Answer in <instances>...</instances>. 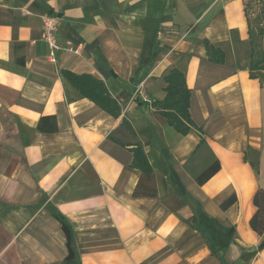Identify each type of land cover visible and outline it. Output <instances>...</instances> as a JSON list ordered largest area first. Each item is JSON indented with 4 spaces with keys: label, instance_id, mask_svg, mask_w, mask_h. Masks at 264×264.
Masks as SVG:
<instances>
[{
    "label": "crops",
    "instance_id": "1",
    "mask_svg": "<svg viewBox=\"0 0 264 264\" xmlns=\"http://www.w3.org/2000/svg\"><path fill=\"white\" fill-rule=\"evenodd\" d=\"M254 2L264 4L0 0V264H70L55 212L72 229L80 264H216L194 201L235 230L220 250L226 264H264V247L248 252L260 240L249 225L252 197L264 186V84L249 76L245 11ZM49 12L59 16L55 61L42 38ZM204 39L223 53L221 63L209 59ZM172 68L190 89L195 127L186 134L150 104L165 96ZM60 70L101 80L120 115L80 94ZM122 117L135 137L116 136L143 145L155 196L133 195L145 180L130 167L129 145L109 137ZM248 147L261 151L259 179L243 159ZM215 161L219 170L198 184ZM232 194L236 201L222 209ZM169 197L185 203L167 206Z\"/></svg>",
    "mask_w": 264,
    "mask_h": 264
},
{
    "label": "trees",
    "instance_id": "2",
    "mask_svg": "<svg viewBox=\"0 0 264 264\" xmlns=\"http://www.w3.org/2000/svg\"><path fill=\"white\" fill-rule=\"evenodd\" d=\"M248 4L250 5L251 3L249 2ZM248 4L245 6V11L248 16V34L251 44L249 76L251 78H257L260 84H264V50L259 47L260 40L264 38V26L260 24V20L264 18V4H261L259 13L255 16L254 24H252L249 17V12L247 10L249 6ZM49 14L51 13L49 12ZM204 44L209 59L221 63L223 61V53L218 48L212 46L207 39H204ZM214 52H219L220 55L216 57L214 56ZM21 62H23V60H21ZM60 72L62 76L71 80L72 84L78 89L80 94L90 97L98 106L108 111L114 117L120 115V105L110 95L101 80L90 75L75 74L67 70H60ZM163 81L166 83L164 88L165 96L161 100L151 99L150 104L154 108V112L162 120L174 127L177 132L186 134L190 131L191 127H195V124L189 113L190 89L186 85L185 74L177 68H172L163 76ZM120 130H124V132L131 137H135V132L132 129L130 122L125 117H122L118 128L110 133L109 137L121 145H129L133 153L130 167L139 169L145 180L144 183L141 180L138 182L133 191V195L155 196L156 188L153 179V167L143 145L138 141L134 143H125L122 139L116 136V133ZM243 159L250 164L256 179H259L261 173V151L248 147L244 152ZM219 168V162L215 161L196 177V182L198 184H203L214 175ZM172 200L176 202L177 207H180L185 203L183 200L169 197L164 200V204L169 206ZM235 201L236 195L232 194L220 204V207L226 209ZM194 202L195 211L199 217L196 228L204 236L211 254L218 259L216 264H226L220 250L224 245H227L231 241V237L234 238L236 236L235 230L233 228L223 229L214 218L208 216L202 210L197 201ZM252 203L255 206V211L249 219V225L250 228L260 236V240L253 249L248 251L251 254L256 253L264 247V186L258 185L253 194ZM174 211L176 210L174 209ZM53 214L60 222L61 229L66 237L67 254L64 261L70 264H80L77 259L72 229L69 223L60 213L55 212Z\"/></svg>",
    "mask_w": 264,
    "mask_h": 264
},
{
    "label": "built area",
    "instance_id": "3",
    "mask_svg": "<svg viewBox=\"0 0 264 264\" xmlns=\"http://www.w3.org/2000/svg\"><path fill=\"white\" fill-rule=\"evenodd\" d=\"M59 22V16L55 14L46 13L42 18V38L45 40L49 47V58L51 61H55L54 50L56 48L54 31L56 30L57 24ZM68 50H72L69 47ZM144 100L148 101L146 97Z\"/></svg>",
    "mask_w": 264,
    "mask_h": 264
},
{
    "label": "rangeland",
    "instance_id": "4",
    "mask_svg": "<svg viewBox=\"0 0 264 264\" xmlns=\"http://www.w3.org/2000/svg\"><path fill=\"white\" fill-rule=\"evenodd\" d=\"M260 6H261L260 3H257V2L252 3L251 7L248 6V12H249L252 24L255 23L254 19H255V16L259 13ZM260 24L264 26V18L260 20ZM259 47L264 50V38L260 40Z\"/></svg>",
    "mask_w": 264,
    "mask_h": 264
}]
</instances>
